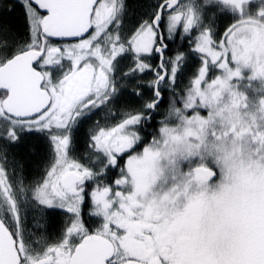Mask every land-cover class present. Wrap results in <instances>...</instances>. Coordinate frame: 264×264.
Listing matches in <instances>:
<instances>
[{"label":"snow or ice","instance_id":"6c2138e0","mask_svg":"<svg viewBox=\"0 0 264 264\" xmlns=\"http://www.w3.org/2000/svg\"><path fill=\"white\" fill-rule=\"evenodd\" d=\"M0 264H264V0H0Z\"/></svg>","mask_w":264,"mask_h":264}]
</instances>
